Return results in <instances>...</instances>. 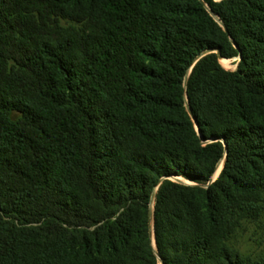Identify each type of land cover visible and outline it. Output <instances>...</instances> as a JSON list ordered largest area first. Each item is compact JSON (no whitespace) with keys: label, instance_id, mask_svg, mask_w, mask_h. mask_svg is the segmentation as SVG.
<instances>
[{"label":"trees","instance_id":"16d2710c","mask_svg":"<svg viewBox=\"0 0 264 264\" xmlns=\"http://www.w3.org/2000/svg\"><path fill=\"white\" fill-rule=\"evenodd\" d=\"M261 224L264 0H0V264H264Z\"/></svg>","mask_w":264,"mask_h":264},{"label":"rangeland","instance_id":"374dc122","mask_svg":"<svg viewBox=\"0 0 264 264\" xmlns=\"http://www.w3.org/2000/svg\"><path fill=\"white\" fill-rule=\"evenodd\" d=\"M213 17L215 18L216 21L220 23L219 19L215 15H213ZM240 60H241L240 58H236L232 60H224V61L220 60V62L227 70H236ZM222 169L218 175L216 171V174L212 178V183L219 178ZM237 246L244 253L260 252L264 248V224L258 226H252L249 229H247L243 235L239 236L237 240Z\"/></svg>","mask_w":264,"mask_h":264},{"label":"water","instance_id":"95a60500","mask_svg":"<svg viewBox=\"0 0 264 264\" xmlns=\"http://www.w3.org/2000/svg\"><path fill=\"white\" fill-rule=\"evenodd\" d=\"M212 15H214L213 13H212ZM220 59L221 60H223L224 58H222V57H220ZM224 60H226V59H224ZM223 163H224V161L222 162V165H223ZM212 183V182H211ZM152 208H153V205H152ZM151 224L153 225V215H152V213H151ZM154 235V234H153ZM153 243H154V245H155V240L153 239ZM161 261V264H163L162 263V260H160Z\"/></svg>","mask_w":264,"mask_h":264},{"label":"bare ground","instance_id":"6f19581e","mask_svg":"<svg viewBox=\"0 0 264 264\" xmlns=\"http://www.w3.org/2000/svg\"><path fill=\"white\" fill-rule=\"evenodd\" d=\"M223 61H224V59H223Z\"/></svg>","mask_w":264,"mask_h":264}]
</instances>
